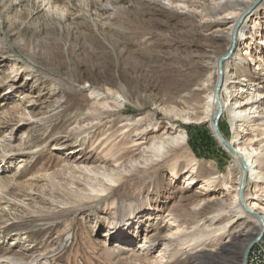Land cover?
I'll list each match as a JSON object with an SVG mask.
<instances>
[{
	"label": "rangeland",
	"instance_id": "1",
	"mask_svg": "<svg viewBox=\"0 0 264 264\" xmlns=\"http://www.w3.org/2000/svg\"><path fill=\"white\" fill-rule=\"evenodd\" d=\"M263 4L0 0V264H242L264 248V179L227 177L235 153L264 165ZM249 17L252 85L222 94L234 68L215 60ZM247 91L263 96L248 120L211 113L210 96Z\"/></svg>",
	"mask_w": 264,
	"mask_h": 264
},
{
	"label": "bare ground",
	"instance_id": "2",
	"mask_svg": "<svg viewBox=\"0 0 264 264\" xmlns=\"http://www.w3.org/2000/svg\"><path fill=\"white\" fill-rule=\"evenodd\" d=\"M250 20H251V18L249 17L245 21L244 25L238 31V35L236 36L237 45H236V49H235V52L232 55V57L228 58V53L225 52L222 56H220L218 59L215 60L214 67H215V71L217 73L219 71L218 70V66H219L218 62L220 60H224L226 66L228 63H231L233 65V68H234V73H232L230 75L227 74V71H226L227 67L224 68L225 77H224V81H223L222 94L224 92H227V90H228L227 86L231 83L232 79H235L234 80L235 84L245 83L242 85L243 87L250 88V86L252 85L250 82V79L240 78L242 76L239 75L241 70L244 69V66H243L244 58H243L242 53L247 46V39L249 38V34L247 33L246 30L249 28L248 23L250 22ZM236 22H237V20H236ZM237 24L238 23H235L234 26L236 27ZM232 32H233V30H232ZM230 42H231V40L229 41V44H230ZM246 77H249V75H247ZM217 83H216V86H217ZM216 86H215V88H216ZM121 92H122L125 100H127L128 98L126 96V92L123 90ZM247 92H249V91H247ZM248 95H250V96L248 97ZM248 95L246 97H244L245 100L242 103H238V101H236V100L231 102L232 100L230 101L229 99H224L223 95H221V97H220V102H216L214 97L210 96L208 107H210L212 109L211 113L213 112L214 108H218V107H220L222 109V111H226V110L229 111V113L232 116V121H234L236 119L248 120L250 118V114H251L252 110H254L253 109V103L257 99H260L263 97L261 95V93L256 92V91H250ZM212 114H210V113L204 114V117L201 119H198V120L201 121L203 119H208L210 116H212ZM192 120H195V118L192 117L191 115H187L184 119V121H192ZM138 125H139V123L134 124V131H136L138 129ZM237 140H239V139H237ZM240 140H242V138ZM239 145H236V149L241 154L242 153L245 154L244 148L240 147L241 145L240 146ZM184 146H185V137L181 135L176 139H170L168 137L167 138H161L159 141H157L156 143L153 144L152 149L154 152H157L160 155V157H164V156H167L168 154L174 153L175 149H177V148L180 149V148H183ZM236 155H238V153H235L233 155V157H232L233 160L231 162V165L227 169V177H228V180L230 182L233 180L232 177H233L234 173H237L239 175L238 180L236 182V186H235L236 189H238L240 186H242V181H243L244 175H248L249 178L254 180V182H259L260 180L264 179V165L259 163V158H256L253 154L252 155H250V154L244 155V161L247 163V165L245 166V168H242V166L240 165V161ZM197 172H199L200 174H202V172L205 173L204 167H202L201 165L198 166ZM226 182L227 183H225V186L228 188L230 183H228V181H226ZM197 207H200V206H197ZM251 208L254 210L257 209L254 205L251 206ZM239 209L242 210V206H239ZM263 212H264V210H263ZM245 214H247V213H245ZM247 216H249V214H247ZM263 217H264V213H263ZM253 219H255V218L253 217ZM257 220H255V221L259 222V219H257ZM115 223H118V222L115 221ZM261 224H262V226H261ZM261 224L259 226V227H261L260 232H263L264 222L261 221ZM1 259H4L8 262H13V263L16 262L15 258L13 256L9 255L8 253L3 254Z\"/></svg>",
	"mask_w": 264,
	"mask_h": 264
},
{
	"label": "built area",
	"instance_id": "3",
	"mask_svg": "<svg viewBox=\"0 0 264 264\" xmlns=\"http://www.w3.org/2000/svg\"><path fill=\"white\" fill-rule=\"evenodd\" d=\"M246 264H264V248H254L248 255Z\"/></svg>",
	"mask_w": 264,
	"mask_h": 264
},
{
	"label": "water",
	"instance_id": "4",
	"mask_svg": "<svg viewBox=\"0 0 264 264\" xmlns=\"http://www.w3.org/2000/svg\"><path fill=\"white\" fill-rule=\"evenodd\" d=\"M218 108H219V113H218L217 118L220 116V113H221V108H220V107H218ZM263 232H264V228H263ZM259 238H260V236H259L257 239H259ZM250 249H251V247H249L248 250H247V252L245 253V255H244V257H243L242 264H244L245 259H246L247 255H248V252H249Z\"/></svg>",
	"mask_w": 264,
	"mask_h": 264
}]
</instances>
